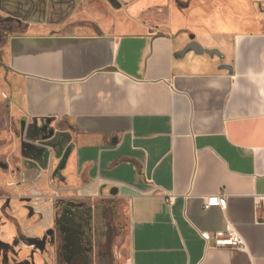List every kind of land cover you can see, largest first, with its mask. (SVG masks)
<instances>
[{
	"label": "crops",
	"instance_id": "1",
	"mask_svg": "<svg viewBox=\"0 0 264 264\" xmlns=\"http://www.w3.org/2000/svg\"><path fill=\"white\" fill-rule=\"evenodd\" d=\"M100 1L0 0V93L60 130L44 147L90 211L97 263L264 264V33L159 32L144 13L167 0H121V18ZM191 42L203 53L182 56ZM228 223L247 253L201 238Z\"/></svg>",
	"mask_w": 264,
	"mask_h": 264
},
{
	"label": "rangeland",
	"instance_id": "2",
	"mask_svg": "<svg viewBox=\"0 0 264 264\" xmlns=\"http://www.w3.org/2000/svg\"><path fill=\"white\" fill-rule=\"evenodd\" d=\"M90 1V0H89ZM147 1V0H141ZM100 5L92 7L94 12L118 18L125 17L124 3L121 0H101ZM91 2H88V6ZM94 2L92 3V5ZM59 14L63 15L69 9V3L58 4ZM91 8V6H90ZM96 8V9H95ZM98 8V9H97ZM51 15H55L54 12ZM145 23L153 29L162 32L165 28H173L178 34L197 37L204 33L209 35L235 33H264V0H167L165 5L151 7L144 13ZM0 29V44L3 43L4 31ZM2 80V79H1ZM1 92V91H0ZM33 124H27L20 119L19 113L8 110L6 98L0 93V163L8 166V171L0 169V201L9 198L12 201L8 212L1 211L9 219L16 232L19 227L33 235H40V229L48 227L55 231L57 226L53 220L60 216L70 202L75 201L65 190L67 188L63 172L53 176L57 160L51 158L45 143L31 134ZM33 127L34 134L37 133ZM60 132L57 127L53 128ZM26 160L39 164L42 172L39 178H33L25 169ZM16 170H19L17 172ZM31 205L35 210L44 213L42 223L28 220L22 214L24 205ZM37 229V230H36ZM92 229V227H91ZM38 231V232H37ZM61 244L60 255L48 253L45 264H70L66 250L73 243L65 241ZM56 242L50 249H54ZM125 243L118 247H124ZM21 255L30 251L19 250ZM36 264H40L41 255L34 256ZM91 264H99L95 258ZM77 264L80 260L77 259Z\"/></svg>",
	"mask_w": 264,
	"mask_h": 264
},
{
	"label": "flooded vegetation",
	"instance_id": "3",
	"mask_svg": "<svg viewBox=\"0 0 264 264\" xmlns=\"http://www.w3.org/2000/svg\"><path fill=\"white\" fill-rule=\"evenodd\" d=\"M14 25L10 24L6 20L0 19V29L11 30ZM30 123L27 124V126ZM33 127L31 134L35 138H40V142L51 143L52 139L57 134V130L49 129H37V133L34 134ZM35 129V128H34ZM35 129V130H36ZM48 137V138H47ZM0 169L4 172L8 171V166L6 164L0 163ZM24 169L33 177H40L42 168L39 164L32 161L26 160L24 163ZM19 172V170H16ZM53 176L57 174L52 171ZM12 201L9 198L0 201V264H36L34 256L36 254L41 255L40 264H45L48 257V253H53L55 256H61L63 252L61 250V244L65 241L72 242V248L66 250L68 254L70 264H77L80 260V264H91L90 259L92 257L97 259V253H93V239H97V235H93L91 231L90 211L87 207L76 206L73 202H70L67 208L60 213L57 219H54L55 231L48 228L43 230L40 229V235H33L30 232L24 231V229L19 227V232H16L12 222L2 217V210L8 212L11 209ZM23 215L27 217L28 220H36L39 223L44 222V213L41 210H35L31 205H24ZM75 221L77 224L75 225ZM79 222V223H78ZM90 224V225H89ZM36 229V230H37ZM38 232V231H37ZM54 242L57 243L54 249H50ZM26 250L30 251V254L21 255L18 251Z\"/></svg>",
	"mask_w": 264,
	"mask_h": 264
},
{
	"label": "built area",
	"instance_id": "4",
	"mask_svg": "<svg viewBox=\"0 0 264 264\" xmlns=\"http://www.w3.org/2000/svg\"><path fill=\"white\" fill-rule=\"evenodd\" d=\"M174 197L168 195V204H173ZM264 196L255 197V207L259 209L263 206ZM217 205L222 210L226 208V197L224 194L215 197L205 198L203 201V209L207 210L211 206ZM201 238L205 241L207 245L213 248L219 249H233L241 253H247V246L242 237L237 233L233 226L228 223L225 230L216 233H200Z\"/></svg>",
	"mask_w": 264,
	"mask_h": 264
},
{
	"label": "water",
	"instance_id": "5",
	"mask_svg": "<svg viewBox=\"0 0 264 264\" xmlns=\"http://www.w3.org/2000/svg\"><path fill=\"white\" fill-rule=\"evenodd\" d=\"M186 51H192L196 54H202L203 53V49L201 48V46L196 43V42H191L184 50V52L181 54L183 56V54L186 52ZM48 138V137H47ZM67 158H68V154L64 155L59 166H58V170H62L65 168V164H66V161H67Z\"/></svg>",
	"mask_w": 264,
	"mask_h": 264
}]
</instances>
